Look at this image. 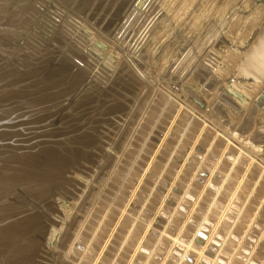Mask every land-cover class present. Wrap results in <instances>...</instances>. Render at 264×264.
Here are the masks:
<instances>
[{
    "label": "rangeland",
    "instance_id": "rangeland-1",
    "mask_svg": "<svg viewBox=\"0 0 264 264\" xmlns=\"http://www.w3.org/2000/svg\"><path fill=\"white\" fill-rule=\"evenodd\" d=\"M159 1L0 0V177L19 188L3 189L0 264H264L252 155L186 129L187 106L160 147L175 101L147 138L168 96L192 106L129 51Z\"/></svg>",
    "mask_w": 264,
    "mask_h": 264
},
{
    "label": "water",
    "instance_id": "water-1",
    "mask_svg": "<svg viewBox=\"0 0 264 264\" xmlns=\"http://www.w3.org/2000/svg\"><path fill=\"white\" fill-rule=\"evenodd\" d=\"M129 51L264 154V0H160Z\"/></svg>",
    "mask_w": 264,
    "mask_h": 264
},
{
    "label": "crops",
    "instance_id": "crops-1",
    "mask_svg": "<svg viewBox=\"0 0 264 264\" xmlns=\"http://www.w3.org/2000/svg\"><path fill=\"white\" fill-rule=\"evenodd\" d=\"M169 97H168L169 98L168 99L169 101L165 102L164 105L160 108L159 112L156 113L157 118L155 120L154 125L151 127L150 132H148V137H147V138H149L150 136H152L153 135V131L156 130L157 125H160L159 124L160 123V119H163V115L165 113H167V108L169 107L170 101H173L174 100L176 103H178L179 106H180V109L177 111L178 113L173 116V120H172V122H170L171 125H170V127H168L167 132H164L163 133L164 136L161 139L160 147L165 142V140L167 139V137L169 136V131H171V132L173 131L172 128H173V125H175V121L178 118L179 112L182 109H185L186 108L185 107L186 103L184 101H182L183 99L182 100L179 99L180 97L179 98L177 96L174 97L173 95L172 96H169ZM179 102H182L183 104L182 103H179ZM181 106H183V107H181ZM187 111H189V113L192 114V118H191L190 121L186 122V124H187L186 129L191 125V122H192L193 119H197V120L203 122L204 127H206V126L207 127H210V124H211L212 126H214L217 129L216 136H215L213 142L215 141V139H217L218 136L223 137L228 142V145L229 144L233 145V143L231 141H234L237 145H239L240 147L245 148V150L252 155V157H250L251 158V162L249 163V167H248L247 171L249 172V168L252 167V165L254 163H256V164L258 163L259 166H261L262 169H263V171H264V166H262L259 162L256 161V159L258 158L264 164V155H262L261 154L262 151L259 148H257L254 144H252L249 140H247L245 137H243L241 134L237 133L236 131L232 130L224 122H222L220 119H218L215 116L214 117H212V116H207L206 117L198 109L193 108V107L191 108L189 105L187 106ZM219 126H220V128H219ZM203 131H204V128L200 130V133L197 136V140L199 138H201V135H202ZM181 141H182V138L180 140H178V144L174 147L173 153H175V152L177 153V151L180 150L178 147L181 144ZM195 145H196V142H195V144H193V146H191L189 148L188 151H186V152L183 151L185 153V157L184 158H181L182 161L186 162L192 156V153L194 152ZM233 146H235V145H233ZM209 149H207V151H209ZM180 151H182V150H180ZM225 153H226V148L223 150L221 157L224 156ZM240 153H243V151L240 150ZM238 157L239 156L236 157V160L233 162V165H235Z\"/></svg>",
    "mask_w": 264,
    "mask_h": 264
},
{
    "label": "bare ground",
    "instance_id": "bare-ground-1",
    "mask_svg": "<svg viewBox=\"0 0 264 264\" xmlns=\"http://www.w3.org/2000/svg\"><path fill=\"white\" fill-rule=\"evenodd\" d=\"M168 87V86H167ZM163 89V88H162ZM158 91H160V90H158ZM166 93H167V91H165ZM163 93V92H162ZM175 93V92H174ZM165 94V93H164ZM170 94V93H169ZM171 96H172V94H171ZM169 97V96H168ZM175 97V96H174ZM173 97V98H174ZM170 98V97H169ZM168 98V99H169ZM179 98V97H178ZM181 98V97H180ZM179 98V99H180ZM154 99V98H153ZM182 100V99H181ZM169 101V100H168ZM174 101V100H173ZM183 101V100H182ZM179 103H182V102H179ZM183 104V103H182ZM186 106V105H185ZM181 107H183V106H181ZM179 108V107H178ZM164 112V111H163ZM168 113V112H167ZM180 117V116H179ZM171 119V118H170ZM208 120V119H207ZM141 122H142V120H141ZM217 123V122H216ZM209 124V123H208ZM171 125V124H170ZM211 125V124H210ZM215 125V124H214ZM221 126V125H220ZM220 126H219V128H220ZM213 127V126H212ZM137 128H138V126H137ZM157 128V127H156ZM135 131H137V130H135ZM167 132V131H166ZM133 135H135V134H133ZM134 137V136H133ZM129 139H131V138H129ZM148 142V141H147ZM125 146V145H124ZM124 149H126V148H124ZM164 149V148H163ZM126 151V150H125ZM124 153V152H123ZM131 153V152H130ZM256 157V156H255ZM257 160V159H256ZM141 161V160H140ZM115 164H117V163H115ZM263 164V163H262ZM264 165V164H263ZM116 167V166H115ZM115 169V168H114ZM112 172V171H111ZM109 179V178H108ZM108 182V181H107ZM114 184V183H113ZM15 186H17V184L14 182V184H13V180H12V178H10L9 176L8 177H6V178H2V177H0V227H1V225L4 223L3 221H5L6 222V218H8V214H9V212H7V211H5V209H3L4 207H2L3 205H6V204H11L10 203V201H9V196H8V194H10V193H7L6 191H4L3 189H6V188H15V190L12 192L13 194H15L16 193V191L19 189L18 188V186H17V188L15 187ZM21 190V189H20ZM27 190V189H26ZM35 190V189H34ZM27 191H29V190H27ZM32 191V190H31ZM103 192V191H102ZM101 193V192H100ZM32 194V193H31ZM39 195V194H38ZM43 195V194H42ZM126 195V194H125ZM66 199V198H65ZM60 201H61V198H60ZM67 201L68 202H64L66 205H67V207L63 210L60 206H59V201H58V203H57V206H56V212L57 213H59V215L61 214V215H63L64 216V218H62L61 216H59L58 218L60 219H57V218H55L54 216H53V219H52V221H51V226H52V228H50V230H52L53 228L56 230V229H59L60 227H61V225L63 226L64 225V223H65V220L71 215V209H72V203H71V201H69L68 199H67ZM94 206V205H93ZM2 207V208H1ZM8 207H10V205L8 206ZM92 210V209H91ZM90 213V212H89ZM88 215V214H87ZM86 218V217H85ZM88 218V217H87ZM85 220V219H84ZM83 222V221H82ZM82 224H84V223H82ZM80 230H81V228H80ZM53 231V230H52ZM80 233V232H79ZM1 234V233H0ZM74 236H76V235H74ZM2 237V236H1ZM76 238V237H75ZM76 240V239H75ZM73 243H75V242H73ZM70 244V243H69ZM72 248V247H71ZM7 249V248H6ZM69 252V251H68ZM4 253V252H3ZM5 255L4 254H2V253H0V262H2L3 263V260L5 261V257H4ZM7 256V255H6ZM2 259V260H1Z\"/></svg>",
    "mask_w": 264,
    "mask_h": 264
},
{
    "label": "built area",
    "instance_id": "built-area-1",
    "mask_svg": "<svg viewBox=\"0 0 264 264\" xmlns=\"http://www.w3.org/2000/svg\"><path fill=\"white\" fill-rule=\"evenodd\" d=\"M138 72H139V74H140L141 76H144V78H146L145 75L143 74V72H142L141 70L139 71V69H138ZM188 105H189L191 108L194 107L193 105L191 106L190 104H187V106H188ZM186 110H187V108H186ZM188 110H189V109H188ZM188 112H189V111H188ZM190 112H191V111H190Z\"/></svg>",
    "mask_w": 264,
    "mask_h": 264
}]
</instances>
